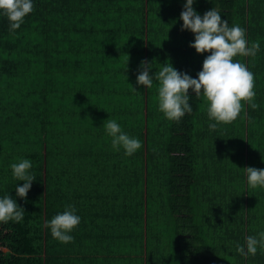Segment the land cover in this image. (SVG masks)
<instances>
[{
	"label": "trees",
	"instance_id": "obj_1",
	"mask_svg": "<svg viewBox=\"0 0 264 264\" xmlns=\"http://www.w3.org/2000/svg\"><path fill=\"white\" fill-rule=\"evenodd\" d=\"M15 32L0 14V198L25 212L0 222V264H264V249L237 245L264 232V188L245 167L264 169V0H195L245 29L255 58L236 57L254 74L253 110L230 124L207 115L203 96L179 122L158 110V82L136 84L168 62L192 78L197 54L181 31L185 0H32ZM135 88V90H134ZM115 120L141 142L114 151L104 124ZM32 162L26 198L10 164ZM67 205L80 224L61 244L44 225Z\"/></svg>",
	"mask_w": 264,
	"mask_h": 264
},
{
	"label": "clouds",
	"instance_id": "obj_2",
	"mask_svg": "<svg viewBox=\"0 0 264 264\" xmlns=\"http://www.w3.org/2000/svg\"><path fill=\"white\" fill-rule=\"evenodd\" d=\"M195 0H185L179 19L183 22L181 31L188 30L194 36L189 47L197 54L209 53L203 60L202 69L196 78L179 72L165 62L158 72L150 75L152 65L147 60L141 61L136 84L145 88L153 86V80L158 82V110L169 121L179 122L185 114L192 112L190 90L196 97L203 96L207 105L206 111L210 120V130H215L219 124H230L235 121L243 110L244 104L253 110L258 108L254 102V74L246 64L236 60V57L255 58L260 51L259 40L249 44L245 29L237 24L229 26L222 19L218 9L212 7L203 16L193 8ZM32 0H0V14L9 21V31L15 32L24 23V18L32 13ZM135 90V88H134ZM106 134L111 137L114 151L123 149L126 156H132L141 148V142L130 137L121 130L120 125L112 119L104 124ZM33 165L28 159H19L10 164L12 177L23 181V185L15 187V192L21 199L26 198L32 182L36 179L31 173ZM247 174L249 188H264V169L254 167L244 168ZM25 210L18 206L9 194L0 198V222H20ZM76 208L67 205L62 213L56 214L45 227L50 229L51 236L61 244L72 243L74 237L70 233L80 224ZM258 246L264 249V232L258 236H248L245 245H237L236 252L241 256L255 255Z\"/></svg>",
	"mask_w": 264,
	"mask_h": 264
}]
</instances>
